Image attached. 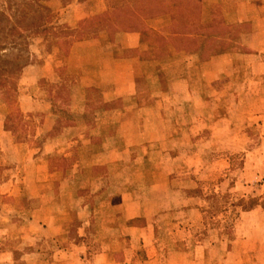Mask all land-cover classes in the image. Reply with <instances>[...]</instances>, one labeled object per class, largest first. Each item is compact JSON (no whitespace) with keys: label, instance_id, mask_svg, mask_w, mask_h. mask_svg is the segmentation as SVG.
<instances>
[{"label":"crops","instance_id":"obj_1","mask_svg":"<svg viewBox=\"0 0 264 264\" xmlns=\"http://www.w3.org/2000/svg\"><path fill=\"white\" fill-rule=\"evenodd\" d=\"M93 1H70L59 11V23L61 29L86 31L90 27L83 25L94 19V34L74 41L56 36L51 50L37 49V61L20 71L23 110L42 113L39 145L34 136L0 122V264H264V210L258 206L223 228L224 250L204 240H178L179 230L201 223L200 204L188 195L179 199L171 184L178 155L162 146L194 142L193 128L205 125L209 99L215 103L221 95L195 86V78L215 80L231 62L252 78L264 67L263 10L253 16L243 3L224 7L222 1V12L189 19L187 27L201 30L207 44L204 20L222 13L234 15L237 27L248 31L236 40L244 51L196 61L203 52L173 37L157 42L153 54L135 52L145 48L144 32L157 28L142 16L95 8ZM183 1L182 14L200 7L199 0ZM172 3L152 0L153 15H168ZM67 82L71 91L64 98L58 89ZM237 93L246 94L245 88ZM188 151L185 163L193 157ZM152 154L165 163L147 167ZM3 159L9 162L2 169ZM19 205L25 209H15ZM13 229L18 234L12 241Z\"/></svg>","mask_w":264,"mask_h":264},{"label":"rangeland","instance_id":"obj_2","mask_svg":"<svg viewBox=\"0 0 264 264\" xmlns=\"http://www.w3.org/2000/svg\"><path fill=\"white\" fill-rule=\"evenodd\" d=\"M70 1L72 0H0V8L9 14L10 19L23 33V36L13 35L0 43L6 44L7 47L4 50L0 49V60L15 62L22 69L28 64L27 62L37 61L35 55L37 49L51 50L57 42L54 40L56 36H69V40L74 41L77 37L94 34L93 28L99 26L93 22L94 19H89L92 23L88 24L87 22V25H83L90 27L86 31H81L80 28L75 30L60 28L63 23H59L61 20L59 11ZM151 1L94 0L93 2L95 8L107 5L121 10L126 16L133 14L130 15V18H136V20L142 16L147 25L157 28V30L152 29V31L144 32L143 46L145 50L135 52L143 53L144 51L146 54H153L157 50V42L162 43L173 37L183 45L191 43L189 50L203 52L202 56H199L198 59L195 58L196 61L203 59L206 54L244 51L245 49L238 45L236 40L240 32L247 33L248 31L237 27L234 15L222 13L214 21L204 20L206 27L209 28L205 32L209 31L210 33V43L207 44L201 30H190L187 27L189 19L195 16L198 19V16L212 14L211 12H222V1L225 2L224 7L243 3V9L254 10L251 13L253 16L256 15L257 10L264 12V0H199L200 7L193 8L191 6V13L182 14L178 10L184 5V1L172 0L170 13L158 19L153 15L154 9ZM7 5L11 7L8 8ZM39 16H41L40 25L35 23L33 27H36L32 29L25 28L28 21L37 20ZM168 16H170L169 19ZM249 16L248 14L247 17ZM260 18V22L264 21V14L260 15ZM173 19L177 20L174 26L169 23ZM161 25L163 27H160ZM1 34L0 31V36ZM11 43L13 46L10 45ZM177 49L180 50L179 47ZM75 61L74 57L70 59V63H75ZM21 69L8 74L4 77V82L0 84V122L1 120L5 121L3 126L7 129L9 127L13 130L22 129L20 135L34 136L33 143L39 145L42 135L40 132L42 113L23 110L24 102L19 99ZM258 69H256L255 78H252L254 74L252 75L247 72L248 70L242 69L240 65L231 62L225 69V76L223 74L215 80L203 83L196 82L198 78H195V86L210 88L214 91L219 90L221 95H217L215 103L213 99H209L208 111L204 115L207 118L205 125L202 123V125L193 128L194 142H179L176 145L173 143L162 144L167 151L174 153L175 157L178 155L176 159L177 173L172 176L171 184L174 189L178 190L179 199L188 195L195 198L200 204L201 223L186 226L182 231L179 230L178 240L188 241L189 244L204 240L208 243L211 242L214 250H224L225 240L221 237V233L235 222L241 211H244L240 202L248 204L251 199H254L259 203L257 206L264 210L262 207L264 205V94L260 93L264 89V67L260 68L261 70ZM261 79H263L262 82H260ZM42 85L43 83L39 81V86ZM241 87L245 88L246 94L237 93ZM250 89L254 90V94L249 93ZM58 90L61 92V96L66 98L64 94H68L71 87L69 88L67 82L63 83ZM256 91L258 94H255ZM62 113L67 115L64 117L68 118L67 111L64 110ZM179 118H181L180 112ZM58 131L59 127H56L51 132L55 134ZM159 145L161 144L154 146L156 148ZM187 150L192 153L190 154L188 151V156L193 155V157L188 158L189 162L185 163L182 154H185ZM152 156L146 163L147 167L156 163L161 165L165 163L164 159H158L153 154ZM2 162L3 169L9 160L3 159ZM130 165L131 163H129ZM2 178H5V174L0 173V180ZM129 180L131 183H135L130 176ZM136 189L141 190V188ZM9 196L11 197V195ZM7 198L9 199V197ZM16 208L25 209L20 205ZM176 214L181 216V211H177ZM72 226L71 230L74 228L76 230L77 226ZM187 229L190 231L189 233ZM17 234L16 229H13L12 241ZM161 239L166 243L169 242V237L167 238L165 235H162Z\"/></svg>","mask_w":264,"mask_h":264},{"label":"trees","instance_id":"obj_3","mask_svg":"<svg viewBox=\"0 0 264 264\" xmlns=\"http://www.w3.org/2000/svg\"><path fill=\"white\" fill-rule=\"evenodd\" d=\"M7 6H8V8L11 7L10 5H7ZM42 7H45V5H42ZM40 19H41V16H39V18L37 20L32 19L31 22L28 21L25 28L32 29V28L36 27V26L33 27V25H35V23H39ZM38 25H40V23ZM0 31L2 32V34L0 36V43H3V41L8 39L10 36L13 37V35L23 36L22 31L20 30V28L18 26L15 25V22H13L10 19L9 14L6 13V11H4L1 8H0ZM33 31H36V29H33ZM10 45L13 46L12 43ZM6 48H7L6 44L5 45L0 44V49L4 50ZM0 57H1V55H0ZM27 63H29V62H27ZM19 69H21V66L19 64H15V62H9V61L4 62V61L0 60V84H2L4 82V77H6L11 72L19 70ZM240 203L242 205L243 210L251 209V208H253L259 204L254 199H251L248 204H244L243 201ZM262 207L264 208V205Z\"/></svg>","mask_w":264,"mask_h":264}]
</instances>
